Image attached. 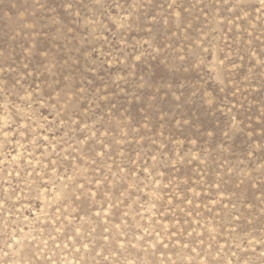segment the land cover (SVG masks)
I'll return each mask as SVG.
<instances>
[{
    "label": "rangeland",
    "instance_id": "obj_1",
    "mask_svg": "<svg viewBox=\"0 0 264 264\" xmlns=\"http://www.w3.org/2000/svg\"><path fill=\"white\" fill-rule=\"evenodd\" d=\"M0 264H264V0H0Z\"/></svg>",
    "mask_w": 264,
    "mask_h": 264
}]
</instances>
